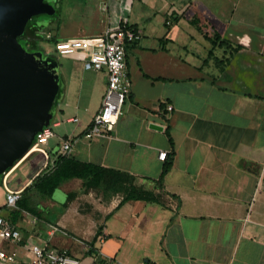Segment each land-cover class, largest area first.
I'll use <instances>...</instances> for the list:
<instances>
[{
  "label": "crops",
  "instance_id": "0c3cea01",
  "mask_svg": "<svg viewBox=\"0 0 264 264\" xmlns=\"http://www.w3.org/2000/svg\"><path fill=\"white\" fill-rule=\"evenodd\" d=\"M62 1H48L57 19L39 32L140 33L126 45L131 89L114 128L86 135L107 71L50 50L63 83L46 123L55 135L0 177V215L21 233L0 239L16 252L0 264H30L31 243L79 264H264V0H66L61 17ZM158 1L163 27L146 21ZM94 19L99 29H78ZM101 168L131 175L145 196L127 198L129 183L103 181ZM7 189L21 191L15 206Z\"/></svg>",
  "mask_w": 264,
  "mask_h": 264
},
{
  "label": "water",
  "instance_id": "95a60500",
  "mask_svg": "<svg viewBox=\"0 0 264 264\" xmlns=\"http://www.w3.org/2000/svg\"><path fill=\"white\" fill-rule=\"evenodd\" d=\"M53 12L48 0H0V174L32 147L60 96L56 56L18 41L32 17Z\"/></svg>",
  "mask_w": 264,
  "mask_h": 264
},
{
  "label": "built area",
  "instance_id": "2783aa9c",
  "mask_svg": "<svg viewBox=\"0 0 264 264\" xmlns=\"http://www.w3.org/2000/svg\"><path fill=\"white\" fill-rule=\"evenodd\" d=\"M51 38L50 33H44ZM140 38V33L129 27H106L96 35H84L71 38H58L54 41V50L58 54L77 55L83 60L86 69H101L107 71V87L103 94L101 107L95 113L86 135L104 136L111 131L123 114L125 99L131 89V80L126 67V45ZM55 135L50 125L37 131L32 148L43 150L48 140ZM73 142L64 139L61 145L62 153L71 151ZM166 151L159 153L164 159ZM21 197L20 190L7 189L6 204L15 206ZM0 239L19 241V229L11 225L8 219L0 215ZM30 264H79L80 259L67 251H56L46 245L31 243ZM0 259L5 262H15L16 252L0 249ZM103 264H113L111 261Z\"/></svg>",
  "mask_w": 264,
  "mask_h": 264
},
{
  "label": "trees",
  "instance_id": "16d2710c",
  "mask_svg": "<svg viewBox=\"0 0 264 264\" xmlns=\"http://www.w3.org/2000/svg\"><path fill=\"white\" fill-rule=\"evenodd\" d=\"M46 16L48 15L40 14V15L32 17L29 20L24 32L20 35L24 38V48H26L27 51L33 50L36 48V46L40 45V41L44 36V34H42L41 31L39 32V29L42 28V26L40 25L41 23L40 19ZM52 16H48V17H52ZM195 24L198 25L197 22H195ZM204 34L206 35L208 39H210V41L212 42L214 46L224 45L225 48H227L228 46H231L230 42L227 39L225 38L223 39L220 35L216 33L214 34L213 37L207 35V33H204ZM57 39L58 38L56 34L50 38L51 41H56ZM167 130L168 128L166 129V131ZM99 170L96 171L97 177H101L103 181L109 180L108 182H111V181L112 182H118V181L128 182L130 186V191L126 195L127 198H143L145 196L143 195L142 191H140L136 186L132 185L133 177L131 175H128L123 172L115 171L112 169H106V168H101ZM1 175L2 174H0V177Z\"/></svg>",
  "mask_w": 264,
  "mask_h": 264
},
{
  "label": "rangeland",
  "instance_id": "374dc122",
  "mask_svg": "<svg viewBox=\"0 0 264 264\" xmlns=\"http://www.w3.org/2000/svg\"><path fill=\"white\" fill-rule=\"evenodd\" d=\"M48 1H51L52 2V0H48ZM67 4V2H66V0H63L62 2H61V17L63 16V14H64V6ZM164 5H165V2L164 1H158L157 2V6H158V12H160V14L158 15V16H155V17H153V15H150V19H147L146 21H148V20H153V23L152 24H154V25H156L157 23H158V25L160 26V27H163V26H165V24L163 23V20H164V18L166 17V10L164 9ZM75 12H77L76 10H75ZM142 12H144V11H142ZM143 14H145V13H143ZM103 15V14H102ZM147 17V16H146ZM146 17H144V18H146ZM51 19H57V16H54V17H51ZM40 20H45V17H42ZM104 20L102 19V20H99V19H94V20H90V21H87V22H85V23H83V24H78L77 26H78V29H80L82 32H85V33H87V34H89V33H91L92 31H94V30H96V29H99V27H101L102 26V22H103ZM105 24V23H104ZM70 31H71V29H69ZM40 45H41V47L45 50V51H54V52H56L55 50H54V44H53V41H51L49 38H47L45 35L43 36V38L41 39V41H40ZM60 60H62V57L60 56Z\"/></svg>",
  "mask_w": 264,
  "mask_h": 264
},
{
  "label": "flooded vegetation",
  "instance_id": "af4514ba",
  "mask_svg": "<svg viewBox=\"0 0 264 264\" xmlns=\"http://www.w3.org/2000/svg\"><path fill=\"white\" fill-rule=\"evenodd\" d=\"M40 15V14H39ZM18 41L22 44V46L24 47V38L22 36H18ZM27 50V49H26ZM34 50V49H33Z\"/></svg>",
  "mask_w": 264,
  "mask_h": 264
}]
</instances>
